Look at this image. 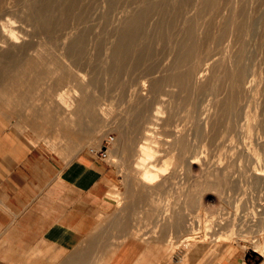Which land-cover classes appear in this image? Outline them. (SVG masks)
<instances>
[{"label":"bare ground","instance_id":"obj_1","mask_svg":"<svg viewBox=\"0 0 264 264\" xmlns=\"http://www.w3.org/2000/svg\"><path fill=\"white\" fill-rule=\"evenodd\" d=\"M58 1L0 0V11L22 4L18 11L24 19L34 21L36 28L43 32H52L54 22L60 20L55 18V21L51 11L55 8L53 5L60 3ZM92 2L108 9L106 12L101 9L104 14L100 11L102 16H96L98 21L87 11ZM158 3L152 0H69L64 5L62 2L58 13L63 21L59 25L63 31L67 30L68 39L62 40L59 34L60 39L57 36V39L40 41L39 46L47 54L39 47L43 56H35L36 59L14 56L28 44L20 42L18 28L10 20L0 19V64H3L0 65L3 66L0 101L8 108L13 107L10 109L15 108L12 111L21 110L18 106L23 99L25 102L32 96L37 88L34 86L41 84L43 77L56 76V92L61 96V87L74 82L72 91L63 94L69 99L64 108L58 106L54 134L59 138L54 144L68 158L77 154L86 142L100 147L108 126L119 129L120 134L110 151L125 170L127 188L120 191H124L120 194L123 199L120 212L116 211V217L109 220V225L118 231L114 236L124 239L129 231L139 230L148 240L173 234L179 236L177 239L198 238L204 225L202 210L210 216L207 234H231L237 221L243 224L241 229L253 234L255 225L259 230L264 228V0H172L171 6L166 5L170 7L171 20H157L151 30L157 47H170L169 56L163 69L160 66L162 73L149 77L144 74L146 79L135 76V68L125 69V64L132 63L128 62L131 60L129 51L138 43L141 33L149 29L151 13L157 9L160 14L168 11ZM160 14L157 19H161ZM91 21H97L98 26L89 31L93 41L97 46L105 45L107 50L106 57L102 55L105 58L100 62L103 66L100 74L87 72L92 59L85 52L88 46L85 38H71L79 34L81 28H88ZM174 34L179 37L173 39ZM98 51L101 54L102 49ZM144 51H138L136 63L146 56L149 60L148 50ZM97 57L100 59L101 55ZM44 65L54 66L56 73L50 71L43 76L39 69ZM147 65L144 66L147 68ZM50 88L51 83L46 89ZM116 93L129 96L132 102L135 100L137 108L130 105L131 101L128 105L136 108L132 114L126 104L124 110L128 115L123 114L125 117L106 116L112 109L102 106L103 99ZM35 107L27 106V112L37 119L33 122L36 126L45 129L52 118V109L48 105ZM195 112L198 115L194 124L186 126V116L193 117ZM191 117L188 118L191 120ZM161 130L167 132L162 136ZM164 168L171 171L166 174L161 170ZM181 171L183 180L175 181ZM116 190L112 191L116 194ZM127 210L133 211V217H128L135 223H128L126 215L131 212ZM224 215L229 219L223 224ZM143 235L141 239L147 242ZM254 246L264 249V246L260 248L259 240Z\"/></svg>","mask_w":264,"mask_h":264},{"label":"crops","instance_id":"obj_2","mask_svg":"<svg viewBox=\"0 0 264 264\" xmlns=\"http://www.w3.org/2000/svg\"><path fill=\"white\" fill-rule=\"evenodd\" d=\"M75 155H55L0 111V264H264V249L205 259L114 236L107 194L116 168L87 150Z\"/></svg>","mask_w":264,"mask_h":264},{"label":"rangeland","instance_id":"obj_3","mask_svg":"<svg viewBox=\"0 0 264 264\" xmlns=\"http://www.w3.org/2000/svg\"><path fill=\"white\" fill-rule=\"evenodd\" d=\"M42 1V0H41ZM65 0H60V1H58V2H60L59 4H58V2H55V3H57L58 5H56L55 3V5H53L54 7H52V5H50L51 7H52V9L54 8V10L58 13L60 10H58V9H60V5H62V2H63V4L65 3L64 2ZM69 0H67L66 1V3L68 2ZM153 2H155V3H157V5H159V3L158 2H160V6L162 7H164V9H166V10H168L169 8L166 6V5H169L170 3H172V0H170L169 1V4H168V2H167V4L165 3L167 0H164V1H158V0H152ZM165 3V6H164V3ZM66 3L64 4V5H66ZM95 5V6H94ZM12 7H6V9H2L1 11H0V19L1 20H10L18 29H17V31H18V33H19V40H20V42H24V43H27L28 44V47L27 48H24L22 51H20L19 53H18V55L17 54H15L14 56H17L18 58H20L19 56H24V57H31V58H37V57H35V56H39L40 57V54H41V56H43L42 55V52L41 51H44L43 52V54L45 53V54H47V51L44 49V48H42L41 46H39V43H40V41H43V40H45V39H57V36H58V38L60 39V36H61V38H62V40H65L66 38L68 39V35H66L67 34V30L65 29L64 31L62 30V29H64V28H62L61 29V25H59L60 23H62L61 22V20L63 21V18L60 16V14L58 13V15L56 14V12L54 11V10H51V11H53L54 12V14H55V17H54V20H55V18L58 20V19H60L59 20V22L57 21V20H55V21H57V22H54V26H55V30L57 31H59V28H60V30L62 31H55V30H53L52 32H47V31H45V32H43V30L41 29V30H39L38 28H36V26H35V22L34 21H31V20H26V19H24V17L19 13V11H18V9L19 8H21L22 7V4H18V5H11ZM14 6V7H13ZM16 6V7H15ZM56 6H58L57 7V9H56ZM63 6V5H62ZM61 6V7H62ZM96 6H97V4L96 3H94V2H92L88 7H87V11L88 12H92L95 16L94 17H98V18H101L100 16H102V14L100 13V11L103 13L104 11L106 12V11H108V9H106L107 7H105L104 6V8H101V7H98L97 6V8H96ZM170 6H171V4H170ZM51 7H50V9H51ZM95 7V8H94ZM159 7V6H158ZM162 7V8H163ZM90 8H91V10H90ZM93 8V9H92ZM98 8H100V9H98ZM97 11H96V10ZM104 10V11H102V10ZM165 10V11H166ZM170 10V9H169ZM169 10L168 11H166L165 13H159L160 11L157 9V11L155 10L154 12L155 13H151L152 15H154L155 17H153L152 15H150L149 16V18L151 19V20H148V22H149V29L145 32V31H143L141 34L142 35H140L139 36V40H138V43H136L135 44V46L129 51V54H128V57H129V55L131 56V60L129 61L128 60V62H131L132 61V63H130V64H128V63H126L125 64V69H128V67L131 69V68H135L136 69V75L135 76H138V77H140V76H142V77H144L145 75L146 76H151V75H154V74H160V73H162V69H163V67L165 66V62H166V60H167V57L169 56V52H170V44H166L165 46L166 47H169V48H166L165 49V47H164V45L162 46H158L157 47V42L155 41V39L154 38H152V32H151V30L154 28V25L157 23V20H158V22H168V21H165L166 20V18H167V20L169 19V21L171 20V18H172V15H171V12H169ZM171 11V10H170ZM164 12V11H163ZM169 12V13H168ZM97 13V14H96ZM166 13H167V16H166ZM18 14H20V15H18ZM99 14V15H98ZM104 14V13H103ZM159 14H160V16H161V19L160 18H158L157 19V16L159 17ZM165 16H164V15ZM168 14L169 15H171V16H168ZM22 17V18H20V17ZM162 16H163V18H164V20L163 21H160V20H162L163 18H162ZM61 17V18H60ZM96 17V19L95 20H99L98 18ZM153 17V18H152ZM169 17V18H168ZM171 17V18H170ZM182 17H180L179 18V22H180V24H181V21H182V19H181ZM160 19V20H159ZM20 20H22V21H20ZM181 20V21H180ZM14 21V22H13ZM28 21V22H27ZM97 21L95 22V21H91V25H89V26H87L88 28H86V29H84V28H81V30L83 31H80L81 33H84V34H80V32L78 31V33L80 34V36H79V34H75V36H73V37H71V38H76V39H80V38H82V39H84L85 38V41L87 42L86 44L88 45H86L87 46V48H85L86 50H85V52H87L88 54V56H90V58L92 59L91 61V63H92V65H90L91 63H89V65L90 66H87L89 69H87V72L88 71H90V72H93L94 74H97V72L96 71H98L99 73L98 74H100L101 73V71H102V67L103 66H101L102 64L100 63V62H103L102 61V58H103V56H105L106 57V51L107 50H105V45H103V44H101L100 46H97L96 44H95V42L93 41V35L89 32V31H91V28L93 29H95V27H96V29H97ZM21 22V23H20ZM16 23V24H15ZM27 23V24H26ZM152 23H155L153 26L151 25ZM22 24V25H21ZM58 25V28H57V25ZM25 25V26H24ZM178 25H179V23H178ZM91 26H93V27H91ZM20 29V30H19ZM178 29V28H177ZM87 32V34L85 33V32ZM54 32V33H53ZM56 32V33H55ZM49 33V34H48ZM66 33V34H65ZM146 33V34H145ZM59 34H61L60 36H59ZM65 35V36H63V35ZM86 34V36H84ZM148 35V36H147ZM175 36H174V38L173 39H175L176 38V36L177 37H179L178 35H176V34H174ZM50 36V37H49ZM51 36H53V37H51ZM91 37L90 39H86V38H88V37ZM173 36V35H172ZM172 36H171V39H172ZM65 37V38H64ZM64 38V39H63ZM89 40H90V42H92V43H90L89 42ZM89 42V43H88ZM146 42V43H145ZM96 45V46H94V45ZM150 44V45H149ZM155 44V45H154ZM93 45V46H92ZM144 46L143 48H145V49H141V47L140 46ZM169 45V46H168ZM105 46V47H104ZM136 46H138V47H136ZM41 49H40V48ZM95 47H97L98 49H96ZM102 49V52H101V54L99 53V51L98 50H101L100 48ZM140 47V48H139ZM161 47V48H160ZM163 47V48H162ZM135 48V49H134ZM137 48V49H136ZM150 48H152V49H150ZM39 49L41 50V51H39ZM43 49V50H42ZM87 49H89V51L87 50ZM94 49H96V50H94ZM148 50L146 53H147V55L148 56H150L149 57V60H148V58H147V56L146 57H144V58H142L141 60L142 61H144V63L143 62H141V60L139 61V62H137L136 63V60L137 59H135V58H137L136 56H137V53H138V51L139 50ZM154 49H156V50H154ZM160 49V50H159ZM105 50V51H104ZM136 50H137V52H136ZM162 50V51H161ZM96 51V52H95ZM149 51H151V52H149ZM154 51H156L155 53H153ZM161 51V52H160ZM132 52V54H130ZM134 52V53H133ZM145 52V51H144ZM158 52H160V53H158ZM164 52H166V53H164ZM96 53V54H95ZM97 53H99L98 54V57L101 55V58L99 59L98 57H97ZM104 53V54H103ZM106 53V54H105ZM22 54V55H21ZM95 54V55H94ZM160 55V59L163 61V63H162V61H160V59H158L157 60V58L159 57V55ZM165 54V55H164ZM103 55V56H102ZM135 55V56H134ZM153 55L155 56V57H153ZM45 56V55H44ZM158 56V57H157ZM95 57H97L98 59H96ZM104 57V58H105ZM133 57V58H132ZM166 57V58H165ZM103 58V59H104ZM21 59V58H20ZM22 59H23V57H22ZM95 60V61H94ZM96 60H98V63H100V64H98V63H95V62H97ZM99 60H101V61H99ZM147 60L149 61L148 62V65L146 64L147 63ZM151 61V62H150ZM133 62L134 63H136L135 64V67H131L132 66V64H133ZM9 63V62H8ZM162 63V64H161ZM7 64V63H6ZM11 64V63H10ZM17 64H19V63H17ZM98 64V65H97ZM143 64V65H142ZM151 65V68H149L150 67V65ZM164 64V65H163ZM0 65H3V64H0ZM8 65V64H7ZM13 67H16V64H14V63H12L11 64ZM144 65H147L148 67L146 68V66H144ZM157 65V67H156V70H155V66ZM12 66H10V67H12ZM91 66H93V67H91ZM162 67V69H161V67ZM3 67V66H2ZM1 66H0V70H2L3 68H2ZM18 67H19V65H18ZM18 67H16V68H18ZM95 67V69L93 70V68ZM127 67V68H126ZM158 67H160V70H158L157 71V69H159ZM19 68H21V66L19 67ZM154 68V69H153ZM140 69V70H139ZM143 69H145L144 71H143ZM149 69H150V71H153V72H150L149 71ZM139 70V71H138ZM142 70V71H141ZM39 71L43 74V76H45L46 74H48L50 71H53V73L52 74H55L56 73V68L53 66V67H48V66H46V65H44V66H42V67H40V69H39ZM95 71V72H94ZM149 71V72H148ZM148 74H147V73ZM160 72V73H159ZM0 74H1V71H0ZM145 74V75H144ZM2 75V74H1ZM148 77H144V78H148ZM44 78V77H43ZM42 78V81H41V84H37L36 86H34V89H35V91H33V93H32V96H30L29 98H28V100H26L25 102H23V100H25V99H23L22 100V103L18 106L19 108H20V106L22 107V108H20L21 110H19V109H17L16 108V111H18V112H16V111H12V110H14V109H10L11 107L9 106V108H8V106H6L4 103L5 102H1L0 101V104H2V105H0V111L1 112H4V113H6V114H8L11 118H14L16 121H17V124H19L20 125V127L22 128V129H26L28 132H29V135L33 138V141H35L37 144H40V145H42L45 149H47V150H49V151H51L52 153H54L55 155H57V156H59V157H61L62 159H68V157H65V155L63 154V153H61V151L58 149V148H56L55 146H54V142L55 141H57V143L59 142V138L57 137V138H55V136H54V134H55V130H56V112L58 111V106H60L61 108L63 107L64 108V105L66 104V102H67V100H69V99H67L66 97H64L63 96V94H65V93H69V92H71L72 91V87L74 86L73 84H75L74 82H71V84H69V83H67V84H64L62 87H61V89H60V92H61V94H62V96L61 95H58L57 94V92H56V87H57V85H56V76H54V77H45L44 79ZM0 79H2V77L0 76ZM51 83V88L49 89V90H47L46 89V87H47V85H49ZM24 87V88H23ZM22 88L23 89H25V85L23 86ZM27 88V87H26ZM22 89V90H23ZM128 94V93H127ZM121 96V97H120ZM109 97H110V99H109ZM118 97H120L122 100H124L125 102H123L122 100H118ZM126 97V99H124ZM114 98H116V99H114ZM119 98V99H120ZM127 98H129V100L127 99ZM109 101H108V100ZM107 100V101H106ZM111 100V101H110ZM113 100V101H112ZM116 100H118V101H116ZM134 100V99H133ZM129 101V102H128ZM130 101L132 102V99H130V97L129 96H127V95H125V96H123V95H119L118 96V94L116 93V96L114 95L113 97L112 96H108L106 99L104 98L103 99V102H102V106L106 109V108H108V107H110L111 109H112V112H110V113H114V115L113 114H110L109 113V116H108V114H106V116L107 117H109V118H123V117H125V115H128V112H127V110H124V108L125 109H127V106L130 104ZM113 102V103H112ZM119 102V103H118ZM123 102V103H122ZM120 104V106L118 105V104ZM133 104H130V105H133L134 107H136L137 108V103L135 102V100L132 102ZM108 104V105H107ZM117 106H116V105ZM125 104V105H124ZM126 104H127V106H126ZM29 106V105H31V106H33V108H37V107H35V106H38V107H41V106H46V105H48V106H50L51 107V109H52V112H53V114H52V118L49 120V122L47 123V125H46V127H44L45 129H43V128H41V127H39V126H36L33 122H35L37 119H35V116L33 115V114H29L27 111V106ZM113 105V106H112ZM124 105V106H123ZM25 106V107H24ZM115 106V107H114ZM122 106V107H121ZM133 106H131V107H129V108H131V109H128L129 110V113L131 112V111H135V109L133 108L132 109V107ZM116 107H119V108H116ZM13 108V107H12ZM26 108V109H25ZM115 108H116V110H115ZM117 109H119V110H117ZM123 109V110H122ZM115 110V111H114ZM116 112V113H115ZM133 112H131L130 114H132ZM126 113V114H125ZM196 113V112H195ZM194 113V114H195ZM123 114H125V115H123ZM191 115L193 114V112L192 113H190ZM113 115V116H112ZM191 115L189 116V115H187L188 117H191ZM198 114L196 113L195 115H193V117H191V120H190V118H188L187 116H186V118H185V121L187 122L186 123V126H188L189 127V124H190V126H192V123L194 124V121L197 119L195 116H197ZM187 118H188V120H187ZM189 121V122H188ZM191 122V123H190ZM113 126V125H112ZM108 126L107 127V129H106V131L107 132H105V136L102 138L101 137V143L103 142V140L107 137V136H109L110 134H112V135H114L115 136V138H117L118 136H119V129L118 128H115L116 126ZM117 129V130H116ZM162 131V133H161V135L163 136L164 134H165V132H167L166 130H161ZM53 133V134H52ZM107 133H109L108 135H106ZM119 133V134H118ZM53 135V136H52ZM168 138V137H167ZM169 138H170V136H169ZM261 139H263V138H261ZM260 139V140H261ZM56 143V142H55ZM90 145H92V146H90ZM111 146L112 147H114V142L111 144ZM84 147V148H83ZM90 147H94V145L93 144H91V143H84L83 145H82V148H81V150L78 152V153H80V152H83V151H86L87 150V153H88V148H90ZM77 153V154H78ZM76 154V155H77ZM112 153H111V151H109V156H108V159L107 160H109L114 166H115V168H116V174H115V181L112 183V185H111V187H110V189H109V191H108V197L110 198V200L112 201V203H113V205H112V211L111 212H109V214H108V220H110L111 218H115L116 216H115V214H117V212L119 211L120 212V210H121V207L123 206V205H120L121 203H123V199H122V197H121V193H123L125 190H126V188H127V186L126 185H124V184H126V182H125V178H124V175H125V170H124V168H123V166L121 167L120 165L121 164H119L120 163V161H119V163H118V158L117 157H115V156H113V155H111ZM75 155V156H76ZM164 173H169L170 171H171V168H164V169H161ZM183 178H184V173H183V171H181V172H178L177 173V175H176V177H175V181H179L180 179L181 180H183ZM116 185V186H115ZM126 186V187H125ZM116 188V189H112V188ZM116 190L117 191V193L118 192H120L121 190H124V191H122V192H120L119 193V195L116 193L115 194V192H113L112 190ZM120 189V190H119ZM110 190H111V195L109 194L110 193ZM119 190V191H118ZM114 194H113V193ZM121 194V195H120ZM116 196V197H112V196ZM119 197H120V199H122L121 201H120V199H119ZM119 200H118V199ZM119 201V202H118ZM120 205V206H119ZM120 207V208H119ZM118 209V210H117ZM120 209V210H119ZM117 211V212H116ZM128 211V210H127ZM127 211H126V213H127ZM118 212V213H119ZM128 212H131V210H129ZM202 212H204L203 214H204V225H203V230H202V232H201V236L200 237H198V238H178L177 239V237H179V236H177V237H174V236H176V235H171V236H168V237H165V238H163V239H161V237H152V236H150V237H152V238H150V237H148V238H150L149 240L147 239V235H143V234H141V233H138L139 232V230L137 231V230H132L133 231V235H132V231H129V232H131L130 234L128 233L127 235L128 236H135V237H140V238H142V235H143V239H146L147 241H150V242H156L157 244H165V246H171V248H176V247H179L181 250H183V251H185V253H187V254H194V253H196V252H198L199 254H201V255H203V257L206 259H208V258H210V257H216V256H218V255H224L227 251H228V248L230 249V248H241V249H243V250H245V251H247L248 253H251V254H253L254 256H259L258 255V252H263L262 251V249H257V248H255V246H254V244H255V242L257 241V240H259V242H261V246H260V248L262 247V246H264V228H261V230H259L260 229V227H258V225H255V226H257V227H255L254 226V231L252 230V232H253V234L251 233V231H250V233H249V231H246V230H243V229H241V227L243 226V224H241L239 221H237L238 223L233 227L234 229H235V231H234V229L232 230V232H231V234L229 235V234H224L223 232H221V233H218V234H207V232H208V226H207V224H208V221H209V218H210V216L208 215L209 213L208 212H206V211H204V210H202ZM133 211L131 212V213H127V217L126 218H129L128 217V215L130 216V215H132V217H133ZM217 214L218 213H220L219 212V210L216 212ZM221 214H222V212H221ZM219 215V214H218ZM131 217V216H130ZM113 218V219H114ZM227 218L229 219V217H226L225 215H224V217L222 218V220H221V222L224 224L226 221H227ZM133 218H129L128 219V223L129 224H133V223H135L134 222V219L132 220ZM105 220H106V217L104 218V221L102 222V223H106L105 222ZM131 220H132V222H131ZM131 222V223H130ZM240 226V227H239ZM239 229V230H238ZM240 229H241V232H240ZM243 230V231H242ZM256 230V231H255ZM259 230V231H258ZM239 231V232H238ZM237 232V233H236ZM248 232V233H247ZM258 232V233H257ZM137 236H136V235ZM141 236H140V235ZM207 235V236H206ZM144 236H146L145 238H144ZM149 236V235H148ZM168 238V239H167ZM164 239H165V241H164ZM264 253V252H263Z\"/></svg>","mask_w":264,"mask_h":264},{"label":"built area","instance_id":"obj_4","mask_svg":"<svg viewBox=\"0 0 264 264\" xmlns=\"http://www.w3.org/2000/svg\"><path fill=\"white\" fill-rule=\"evenodd\" d=\"M114 140H115V136L110 134L103 140L100 147L88 148V153L98 158L108 159L110 147L111 144L114 142Z\"/></svg>","mask_w":264,"mask_h":264}]
</instances>
